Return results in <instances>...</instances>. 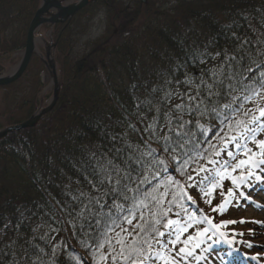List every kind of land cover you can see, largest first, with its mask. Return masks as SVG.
Instances as JSON below:
<instances>
[{"label":"trees","instance_id":"16d2710c","mask_svg":"<svg viewBox=\"0 0 264 264\" xmlns=\"http://www.w3.org/2000/svg\"><path fill=\"white\" fill-rule=\"evenodd\" d=\"M128 2L126 7L123 0H97L68 23L52 28L59 84L56 104L34 128L0 141V264H113L107 246L97 248L84 236H99V230H94L95 217L77 220L76 213L87 203L82 193L95 195L98 166L111 160L124 168L133 152L128 145L139 146L140 151L155 149L156 162L146 167L149 173L161 170L163 175L153 184L174 180L184 193L171 211L167 202L173 197H163L168 215L160 231H166L163 223L168 219L186 224L194 219L191 228L197 233L200 219L216 217L211 209L216 198L226 189H235L231 176L239 177V169L222 172L218 182L203 191L197 185L195 196L190 194L188 176L200 174V166L207 167V160L216 158L219 147L242 131L241 127L233 124L229 129L219 121H201L207 131L202 136L196 131L201 142L207 141L203 145L207 152L185 167L184 175L173 159L176 154L164 151L163 137L169 132L167 114L175 116V105L187 103L183 93L194 94L195 84L201 78L211 82L213 71L222 66L227 72L225 50L233 55L238 44L249 39L252 43L246 49L250 48L252 58L264 60L257 55L264 48V0ZM39 4L40 0H0V57L25 48ZM99 14L105 16L107 38L89 42L90 27ZM37 64L40 70H35ZM44 67L42 57L33 54L22 77L0 87V130L28 120L37 110ZM189 78L193 84H183ZM18 82L30 86L16 91ZM167 92L179 94L165 98ZM263 100L264 96H256L245 107L253 113L251 106ZM19 111L20 116L10 117L9 113ZM183 119L194 122L188 114ZM237 119L246 122L249 117ZM150 131L157 134L150 135ZM239 152L230 161L232 165L244 158ZM165 190L161 184L159 191ZM74 197L81 199L78 202ZM194 200L199 211L191 216ZM138 223L134 219L132 225L124 222L123 226L131 229ZM184 239L186 235H181L177 244L182 245ZM168 247L170 255H165L170 261L173 248Z\"/></svg>","mask_w":264,"mask_h":264},{"label":"snow or ice","instance_id":"6c2138e0","mask_svg":"<svg viewBox=\"0 0 264 264\" xmlns=\"http://www.w3.org/2000/svg\"><path fill=\"white\" fill-rule=\"evenodd\" d=\"M236 39L240 38L236 37ZM251 43V40L244 39L238 44L233 55H227V50H225L227 72L222 66L218 72L213 71L211 82L201 78L200 82L195 84L194 94L183 93L187 98V103L175 105L177 114L175 116L171 113L167 114L169 132L163 137L164 151L176 154L173 159L180 165L181 175L185 174V167L203 159L207 152L203 148L207 141L199 140L197 129L200 136L204 135L207 131L205 123H210L213 120L219 121L229 129L233 124L242 128V131L230 137V142L240 150L239 154L244 158L237 160L236 164L232 165L230 161L236 158L237 153L227 151L226 159L207 160V164L211 165L213 170L210 171L204 165L200 166L199 172L205 173L198 184L202 191L206 185H214L218 182L221 178L220 172H226L229 168L233 172L238 169L241 171L239 180L232 181L234 185L244 186L253 178L255 182L264 179V140L258 139L259 135L264 133V119H261L264 118V109H260L259 116H256L245 107L247 102L254 97L264 96V60L252 58L250 48L246 49V46ZM217 54L219 55V53ZM257 55L264 56V48L259 49ZM166 83L170 84V82ZM183 84L192 85L193 81L189 78L184 80ZM178 94L167 92L165 98H171ZM185 114L194 117V122L184 120ZM241 115L249 117V119L246 122L238 120L237 118ZM201 121H205V123H201ZM149 128L152 129L153 126L150 125ZM156 134L155 131H150V135ZM128 147L132 148L133 152L124 161V168L113 164L111 160L98 166L99 179L93 184L95 195L81 194L87 203L76 213V219L95 217L94 230H99V236L94 237L89 233H84V236L97 248L107 246V255L111 257L113 264H155L161 259L165 261V264H170L165 255L166 253L170 255L168 246L174 249L176 244L181 242L177 233H186L192 224L185 225L181 221V227L177 228L175 227L177 222L168 219L167 223H163V228L167 232L160 231L159 226L168 215V212L163 208V197L168 195L173 197L167 202L168 211H171L172 206L182 199L184 193L178 191L180 185L174 180H161L157 184H153L157 177L163 175L161 170H153L149 173L146 167L156 162L155 149L149 147L147 151H140L139 146L128 145ZM210 147L215 148L214 145H210ZM120 151L117 149V152ZM221 151H226V149ZM257 153H259V157ZM215 155L221 157V152H216ZM146 157H151V160ZM159 163L163 164L164 161H159ZM137 166H141L139 171ZM217 169L219 171H216ZM133 173L136 175L134 176ZM149 174L151 179H149ZM188 179L192 180L193 177L188 176ZM161 184L166 189L163 193L159 191ZM144 185H148V188H144ZM130 193L132 195H129ZM221 194L224 195V193ZM230 195H233L232 188H229L225 195V203H228L227 196ZM239 195L246 196L243 191ZM81 197L73 199L79 202ZM109 198H111V203L108 202ZM191 199L192 197H188L189 201ZM225 210L222 205L212 209L213 212L219 211L221 215ZM134 219H138L139 223L133 228L129 229L123 226L124 222L132 225ZM207 222L214 229L226 228L229 224L236 223L234 220H228L221 221L220 224H212L211 218H208ZM243 222V220L240 221V223ZM89 227L92 228L93 225L89 224ZM203 232L207 234L208 229H203ZM232 235H237V233L233 232ZM162 237H167V239L162 240ZM187 239L190 242L195 238L189 235ZM251 246L248 244V247ZM199 247L200 244L197 243L196 249ZM196 255L195 249L181 247L178 260L186 264L190 258H194ZM102 258L106 257L102 256ZM251 259H257V257L253 256Z\"/></svg>","mask_w":264,"mask_h":264},{"label":"rangeland","instance_id":"374dc122","mask_svg":"<svg viewBox=\"0 0 264 264\" xmlns=\"http://www.w3.org/2000/svg\"><path fill=\"white\" fill-rule=\"evenodd\" d=\"M76 0H71L70 2H75ZM146 2V0H145ZM125 3L126 7H129L128 0H123V4ZM106 25V19L103 14H99L95 17L91 27H90V33L88 35L89 42H96L98 40H105L107 37L104 33ZM51 39H50V31L49 29L42 28L40 31L38 30L35 33V52H37V55H43L44 53L49 51L51 52V55L55 54L53 53V49L51 47ZM49 49V50H48ZM23 51V50H22ZM15 52L10 55H4L0 57V67L2 68L0 75L1 76H8L10 75L14 68L18 65L20 62L23 52ZM41 66L37 64V69L40 70ZM40 78H39V84L42 86V90L40 94L38 93V100L39 104L37 105L36 109H42L46 107L52 97H53V82H52V75L51 71L48 68H42L40 71ZM57 73V70H56ZM58 76V74H57ZM24 82H18L16 84V91L21 90L22 88H26L30 85H23ZM8 105L12 103L11 100L7 101ZM255 106V104H253ZM252 106V107H253ZM256 110H253L254 114L256 116H259V110L264 109V100L260 103L256 104ZM20 109V106H18ZM22 114V111H19L17 115H13L12 113H9L10 117L15 118L17 116H20ZM264 119V118H261ZM226 149V151H221ZM218 152H221V157H216L215 159H226L227 158V151H233L237 150V148L234 147V145L231 142L225 143L222 146L219 147ZM259 155V153H257ZM207 168H209L210 171H212V166L208 165ZM216 171H219L218 169ZM205 175V174H203ZM203 175L196 174L193 175V179L189 181L188 187L190 189V192L192 195L195 196L196 191L195 187L200 183V179L203 177ZM191 185V186H190ZM243 191L245 192L246 196L241 197L239 193ZM228 191L224 193L222 196H218L216 198V201L214 202L213 208H219L221 205L223 206L224 213L221 215L219 211H217L216 219H219V223L221 221H228V220H234L236 223L229 224L226 228L218 229V232H223V234L217 238V235H211L209 234V230L207 234L203 233L200 235V238L196 240L190 241L192 244H194V247L187 246L186 249H195L196 252L198 249H196V244H206V246H200L199 252L202 254L200 256V261L202 258H206V256H214V258H218V264H238L232 259V254H227L226 256L223 254V247L227 243V239L231 240L234 244H236L237 248L243 252L249 260L247 264H264V179L260 182H255L254 178L253 180L249 181L248 184L244 186H237L236 193L230 196H227L228 203H225V195H227ZM196 203V202H194ZM243 220V223H240V221ZM175 227L180 228L181 225H175ZM167 232V231H166ZM189 229L185 234H189ZM233 232H236L237 235H232ZM242 233V235H240ZM177 233V237H178ZM163 240H166L167 237H162ZM212 240V244H207V241ZM248 244H251V247H248ZM179 249L177 248L175 250V253L173 254L174 260H177L178 264H184L185 262L178 260V253ZM206 250L208 252H206ZM208 254H204L205 253ZM198 254V255H200ZM256 256L257 259H251V257ZM215 260V259H214ZM229 261V262H228ZM176 262V263H177ZM187 262L189 264H197L199 263V260L196 261L195 259L190 258ZM217 264V263H216Z\"/></svg>","mask_w":264,"mask_h":264},{"label":"water","instance_id":"95a60500","mask_svg":"<svg viewBox=\"0 0 264 264\" xmlns=\"http://www.w3.org/2000/svg\"><path fill=\"white\" fill-rule=\"evenodd\" d=\"M94 1L96 0H77L75 3L72 4H64L62 1L59 0H42L40 8L37 10L28 28L26 45L22 59L10 75L4 77L0 76V86L9 85L17 81L25 72L30 58L35 52L34 34L37 29H39L43 24H55L58 22H64L65 20L74 16L86 5ZM51 11L56 12L55 14H53ZM46 65L47 68L49 67L51 71L53 82V97L51 102L44 109L33 114L27 121L1 130L0 141L12 133L35 127L39 123L41 118L45 116L54 107L58 98L59 85L54 62L52 59H50L49 51L46 52Z\"/></svg>","mask_w":264,"mask_h":264},{"label":"flooded vegetation","instance_id":"af4514ba","mask_svg":"<svg viewBox=\"0 0 264 264\" xmlns=\"http://www.w3.org/2000/svg\"><path fill=\"white\" fill-rule=\"evenodd\" d=\"M69 21H70V20H69ZM69 21H67V23H68ZM50 38H51V40H52V36H50Z\"/></svg>","mask_w":264,"mask_h":264}]
</instances>
